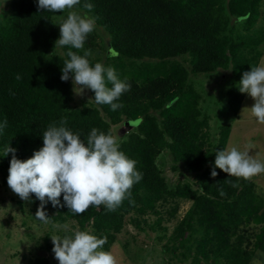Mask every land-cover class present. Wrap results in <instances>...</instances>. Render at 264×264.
<instances>
[{"label": "trees", "instance_id": "16d2710c", "mask_svg": "<svg viewBox=\"0 0 264 264\" xmlns=\"http://www.w3.org/2000/svg\"><path fill=\"white\" fill-rule=\"evenodd\" d=\"M9 1L10 16L0 18V124L7 121L0 131L4 184L8 185L12 158V153L4 156L7 146L15 148L17 158L24 161L43 147V132L54 122L59 126L61 118H67L64 126L85 143L93 128L112 133V127L126 119L134 131L120 143V150L136 161V170L142 173V179L130 189L131 195L115 211L91 206L77 215L58 205L55 220L76 221L80 229L93 221L100 238L107 237L103 250L109 251L113 234L125 226V216L136 215L132 221L139 226L141 219L153 213L160 225L164 219L160 208L170 199H185L193 205L168 242L176 257L192 259L193 264H250L256 252L264 253V199L254 184L228 176L219 168H215L218 175L211 176L215 154L227 148L232 127L221 128L214 151L206 148L210 126L207 117L201 119L200 95L188 86L189 74L183 66L165 62L188 55L195 75L225 70L232 63L237 84L228 92V105L238 117L247 96L239 91V81L251 66L259 65L264 31L233 38L226 28L229 16L245 20L248 29L255 27L262 0H81L74 9L84 12L85 2L93 4L88 14L95 17V29L86 37L83 49L63 46V56L53 53L60 38L54 21L59 13L38 10V0ZM98 28L110 36L113 60L109 66L131 85L114 101L123 105L116 111L108 104H97L92 90L93 104L74 108V76L61 80L67 51L80 55L84 50L93 51L101 43L97 42ZM144 58L159 59L160 63L140 70L126 64ZM88 59L93 66L100 62L91 56ZM153 112H158L161 120ZM163 150H169L175 163L184 164L195 175L197 189L190 185L168 188L157 166ZM59 199L64 205L63 194ZM177 211H171L169 221ZM252 225L259 230L246 235L244 227Z\"/></svg>", "mask_w": 264, "mask_h": 264}, {"label": "clouds", "instance_id": "9594fccd", "mask_svg": "<svg viewBox=\"0 0 264 264\" xmlns=\"http://www.w3.org/2000/svg\"><path fill=\"white\" fill-rule=\"evenodd\" d=\"M80 2L38 0V10L54 13L67 10L66 18L61 17L58 24L60 38L55 42V47L71 46L81 50L88 34L94 31L95 17L88 14L94 6L85 2L83 9L87 11L73 10ZM91 55L90 49L84 50L83 55L67 51L68 59L61 69V80L68 81L70 74H73V85L79 88L80 93L83 88H88L94 92L97 104H108L112 111H116L123 105L114 101L129 91L131 85L118 77L115 68L105 67L100 62L91 65L88 59ZM20 78L16 76L17 80ZM238 89L254 100L253 106L245 109L250 110L258 123L264 124V59L258 66H251L250 71L242 74ZM66 123L65 117L58 122L59 126L56 122L50 124L42 134L43 147L27 160L18 159L15 148L7 146L4 150V156L12 153L8 186L24 201L29 200L30 194H35L41 201L36 218L45 223L49 221L44 211L48 201L53 207L67 206L77 215L83 214L91 206L104 205L108 211H115L131 195L130 189L134 183L142 179V173L136 170V161L120 150V144L111 132L105 134L93 128L85 143L78 133L64 126ZM6 126L5 120L0 124V131ZM254 147L249 141L243 151L236 146L217 151L211 176L218 175L215 168L228 176L244 180L264 173V160L249 154ZM229 183L232 187H238V184ZM219 193L225 195L222 189ZM61 194L64 205L60 204ZM51 240L54 258L59 264H117L113 253L103 250L107 237L98 238L89 231L75 230L71 235L63 237L53 235ZM257 255L264 256V253L258 252ZM252 264H264V261L253 259Z\"/></svg>", "mask_w": 264, "mask_h": 264}, {"label": "rangeland", "instance_id": "374dc122", "mask_svg": "<svg viewBox=\"0 0 264 264\" xmlns=\"http://www.w3.org/2000/svg\"><path fill=\"white\" fill-rule=\"evenodd\" d=\"M228 3V0H227ZM75 11H79L73 9ZM261 16L258 23L252 29H248L245 20L229 16L226 34L233 38L238 35L259 34L264 31V0L261 2ZM81 12V11H79ZM11 13V1L0 0V18L8 17ZM67 10L59 13L54 21L58 26L61 17L66 18ZM100 38L92 52L93 59H99L105 67L112 62V56L109 52L110 36L102 29H97ZM264 59V44L259 47ZM53 53L63 56V48L55 47ZM260 60V62H261ZM191 59L188 55L166 60V64L179 63L188 71V86L193 87L200 95L199 109L201 110V119H209V129L207 132L206 148L214 151L219 142L220 130L226 125L232 127L228 147L236 146L239 150H245V145L251 141L255 147L250 150L249 154L257 159L264 160V124L257 122L256 118L251 115L249 109L254 104V100L247 94L238 117H234L228 105V92L237 81L233 73L231 63L228 69H218L207 74L195 75L192 72ZM133 68L140 70L151 68L160 63L159 59L144 58L140 61H127ZM260 64V63H259ZM71 80L74 93V108L91 106L93 103L91 90L83 88L80 93L79 88H75ZM245 109V110H244ZM159 120L158 112L152 113ZM133 125H130L126 119L122 123L112 127V133L116 136L119 144L124 141L128 134L134 131ZM157 166L165 178L170 190L176 189L180 185H190L197 189L196 178L194 174L188 172L186 166L182 163H175L169 150H163L157 159ZM5 173L2 171L0 164V264H59L54 258L52 251L54 245L51 236L71 235L75 230H86L100 238L93 227V221H90L84 229H80L76 221H67L60 223L55 220L58 212L57 207L48 201L44 206L49 221L42 222L36 218V211L41 204L35 194H30L29 200H22L15 194L8 185L4 184ZM255 186L256 193L264 199V173L253 176L249 179ZM47 200V198H45ZM160 209L163 211V221L158 225V216L151 213L140 220V225L136 226L132 219L137 217L134 214L124 217L125 226L119 233H114L113 243L109 251L113 253L117 264H193L192 259L184 260L176 257L168 249V242L174 232L178 222L185 216L192 207L193 201L185 199L169 200ZM102 205L100 209H102ZM178 210L176 216L170 221V213ZM166 228V230H165ZM248 230L246 235L252 234L259 230L258 227H244ZM247 242V241H246ZM180 251H177L179 253ZM258 252L253 259L264 261V256H258ZM261 253V252H259ZM253 261V260H252ZM252 264V262L250 263Z\"/></svg>", "mask_w": 264, "mask_h": 264}]
</instances>
